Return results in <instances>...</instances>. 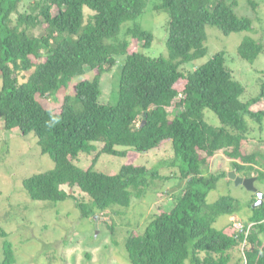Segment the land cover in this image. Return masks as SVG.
I'll use <instances>...</instances> for the list:
<instances>
[{"label": "trees", "instance_id": "1", "mask_svg": "<svg viewBox=\"0 0 264 264\" xmlns=\"http://www.w3.org/2000/svg\"><path fill=\"white\" fill-rule=\"evenodd\" d=\"M26 1L0 0V118L7 130L17 128L24 136L35 133L42 153L55 163L24 180L30 198L76 199L84 217L116 205L129 207L132 197H142L160 176L158 169L130 162L109 175L95 169L100 155H127L118 146L147 152L172 140L175 159L183 162L180 176L186 181L185 191L169 208H159L146 230L129 233L126 248L131 263L231 264L232 252L238 250L235 264H264V203L252 207L247 223L254 224L243 249L245 231L227 234L214 226L222 215L234 216L235 198L208 202L209 193L227 172L206 174L204 169L223 152L238 173L264 182L260 166L264 153L245 149L249 118L264 121V110L252 108L264 90L243 101L245 87L235 80L224 51L194 70H182L184 64L207 54L208 25L229 35L252 31V18L237 14L236 1L159 0L155 9L170 15L169 57L151 58L143 48L151 47L155 36L141 24L136 22L120 38L123 24L137 20L148 0H33L21 10ZM248 3L254 9L258 6L254 0ZM86 9L93 12L88 20ZM40 26L45 34L36 35L32 30ZM238 52L253 63L264 53V43L248 36ZM121 56L118 103L103 104L101 77ZM88 72L94 73L93 78H87ZM77 77L81 80L74 91L81 110L68 94L60 111L39 100L67 93ZM172 107L184 110L171 117ZM207 109L218 115L222 126L208 122ZM95 143L103 147L92 166L79 167L75 161L81 153L95 150ZM64 186L79 188L91 200L76 197ZM105 224L114 232L115 225ZM15 263L13 243L6 240L2 264Z\"/></svg>", "mask_w": 264, "mask_h": 264}, {"label": "rangeland", "instance_id": "2", "mask_svg": "<svg viewBox=\"0 0 264 264\" xmlns=\"http://www.w3.org/2000/svg\"><path fill=\"white\" fill-rule=\"evenodd\" d=\"M236 1V12L240 16H249L253 20L252 31L232 32L225 35L220 28L208 25L206 28L208 48L207 54L195 61L183 65L182 70H194L208 62L220 51L225 52L226 64L232 70L235 80L241 82L245 92L241 99L245 102L257 97L264 90V53L252 63L242 58L238 48L243 39L251 36L264 43V0H254L258 3L256 9L248 0ZM33 0H27L21 5V10ZM159 0H148L145 12L137 19L123 24L120 38L126 37V30L139 23L145 30L154 34L153 45L143 48L151 58L169 57L167 40L169 35L170 15L167 11L155 9ZM93 12L86 9V19ZM36 35L45 34V27L32 30ZM112 41V40H110ZM124 57H118L116 63L101 77L100 102L116 105L119 100V87L122 76ZM89 70V67H88ZM31 73V72H30ZM30 73H27L30 74ZM87 78H93L94 73L88 72ZM81 80H73L67 93L53 94L50 97H39L47 108L60 111L65 94L71 95L72 103L78 110L81 103L75 98L74 85ZM0 79V90L2 88ZM253 110H264V97ZM184 110L183 107L170 108L171 117ZM208 122L214 126H222L221 120L212 110L205 111ZM140 124V120L138 122ZM251 132L245 149L249 153L261 151L264 153V121L262 124L249 118ZM96 148L91 153H81L76 164L88 169L93 159L103 147V143H95ZM118 150L126 151L127 155H100L95 169L109 175L118 174L121 168L130 162L135 165H145L150 170H157L160 176L153 180L142 197H132L129 207L113 206L106 211L92 212L84 217L76 199L63 201H41L30 198L24 187V180L34 174L46 172L54 168L55 163L48 154L41 151L38 137L35 133L22 135L19 129L7 130L5 122L0 118V264L4 258V243H13L15 264H132L126 248V237L132 231L143 232L152 221L159 208H169L181 196L186 187V181L181 179L180 170L183 162L176 160L173 141L168 140L162 146L147 152H137L133 147L118 146ZM172 161H177L171 165ZM264 166V162L260 164ZM205 173L226 171L215 189L208 195V202L214 203L223 196H232L236 200L234 217L249 221L252 215L257 193L245 184H238L229 176L234 170L232 161L223 152L212 158L211 164L205 166ZM254 174V173H252ZM244 176L243 174H240ZM245 177V176H244ZM254 177V176H253ZM255 186L264 191V182L255 179ZM76 197L91 198L79 188L64 186ZM115 225L114 232L105 224ZM231 215H222L214 226L227 233L236 232ZM235 264L240 258V252H232ZM186 264H191L187 261Z\"/></svg>", "mask_w": 264, "mask_h": 264}, {"label": "water", "instance_id": "3", "mask_svg": "<svg viewBox=\"0 0 264 264\" xmlns=\"http://www.w3.org/2000/svg\"><path fill=\"white\" fill-rule=\"evenodd\" d=\"M145 123V121H144ZM229 176L231 179L235 180L238 184H245L249 189L256 191L257 193V201L254 204V207L261 206L264 203V191L258 189L255 186V178L254 177H244L239 175L236 170H230Z\"/></svg>", "mask_w": 264, "mask_h": 264}, {"label": "built area", "instance_id": "4", "mask_svg": "<svg viewBox=\"0 0 264 264\" xmlns=\"http://www.w3.org/2000/svg\"><path fill=\"white\" fill-rule=\"evenodd\" d=\"M233 220H234L233 226L237 232L238 231H245V242L243 244V249H244L247 242H248V236H249V233H250L251 228H252L254 223H244L243 220H241L237 217H233Z\"/></svg>", "mask_w": 264, "mask_h": 264}, {"label": "crops", "instance_id": "5", "mask_svg": "<svg viewBox=\"0 0 264 264\" xmlns=\"http://www.w3.org/2000/svg\"><path fill=\"white\" fill-rule=\"evenodd\" d=\"M234 216H232V218H233ZM238 218V217H237Z\"/></svg>", "mask_w": 264, "mask_h": 264}]
</instances>
